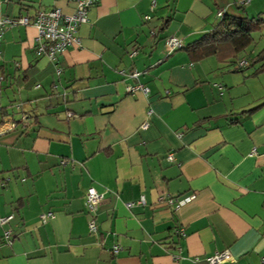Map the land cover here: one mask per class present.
<instances>
[{
	"label": "crops",
	"instance_id": "crops-1",
	"mask_svg": "<svg viewBox=\"0 0 264 264\" xmlns=\"http://www.w3.org/2000/svg\"><path fill=\"white\" fill-rule=\"evenodd\" d=\"M242 1L98 0L55 60L35 54L31 22L0 28V124L17 122L0 135V218L14 215L0 264H206L225 249L227 264H264V71L166 46ZM76 5L0 0V19Z\"/></svg>",
	"mask_w": 264,
	"mask_h": 264
},
{
	"label": "built area",
	"instance_id": "built-area-1",
	"mask_svg": "<svg viewBox=\"0 0 264 264\" xmlns=\"http://www.w3.org/2000/svg\"><path fill=\"white\" fill-rule=\"evenodd\" d=\"M1 1H12V0H1ZM77 5L73 13H65L59 7H52L49 10H39L32 17L28 16H17V17H3L0 19V28L4 26H14L18 24H31L36 28V46L35 54L37 56H46L50 60H55L58 55L63 53L68 47L78 45L80 42L78 30L82 23L87 21L88 11L93 7L98 0H76ZM249 0H243L242 2H248ZM222 11L218 12L221 15ZM167 50L169 52L181 47V42L178 38L171 36L166 40ZM239 65L242 67L245 65L244 61H241ZM60 69L57 68V73ZM131 77H137L139 73L133 71ZM128 92H135L136 90H141L147 92L148 88L142 86L141 84L129 85L127 87ZM21 121L26 123L28 121V115L23 114ZM148 123L142 124V128L147 127ZM17 126V122L14 120H6L0 124V135L8 130H12ZM172 156L169 155V159ZM102 194L97 192V190L90 186L85 192V206L87 211L91 214V218L88 221V227L91 232L97 229V220L94 217V213L99 202L102 199ZM188 197L179 198H159L162 202H165L168 207L177 208L181 203L186 201ZM141 202L144 201L143 196L140 197ZM131 204V203H128ZM13 214L0 218V225L7 224L12 218ZM53 216L52 212L42 213L40 215V220L46 222L49 218ZM177 233L183 234V230H178ZM13 233L10 229L4 230L3 235L0 240L4 243L11 244L13 240ZM119 246L116 245L113 251L117 253ZM206 264H227L234 260L231 253L225 249L222 251L214 252L207 255L204 258ZM194 261H198V257L194 258Z\"/></svg>",
	"mask_w": 264,
	"mask_h": 264
},
{
	"label": "trees",
	"instance_id": "trees-1",
	"mask_svg": "<svg viewBox=\"0 0 264 264\" xmlns=\"http://www.w3.org/2000/svg\"><path fill=\"white\" fill-rule=\"evenodd\" d=\"M243 4L242 2L240 7H243ZM221 11L218 21L211 30L202 33L185 46L181 43V47L177 49L183 48L200 58L214 55L234 65L235 70L244 71L252 68V74L264 71V47L256 53L247 51L248 46L254 41L251 32L264 25V11L254 16ZM241 61L245 62L242 67L239 65Z\"/></svg>",
	"mask_w": 264,
	"mask_h": 264
},
{
	"label": "rangeland",
	"instance_id": "rangeland-1",
	"mask_svg": "<svg viewBox=\"0 0 264 264\" xmlns=\"http://www.w3.org/2000/svg\"><path fill=\"white\" fill-rule=\"evenodd\" d=\"M262 2H264V0H262ZM244 4L245 5H243V7H240L238 9V13L245 14L248 16H254V15H257V14L264 11V3L262 4V7L259 8L260 10L249 7L250 6L249 2H245ZM263 16H264V14H263ZM251 34H252L254 41L248 46L247 51L251 52V53H256L262 47H264V25L260 29L252 31ZM230 66H232V64ZM251 70L253 71L252 68H248L242 72L243 73H249ZM252 78H254V77H252ZM255 78H257V77H255ZM250 80H256L255 84L256 85L258 84V81H257L258 79H249V81Z\"/></svg>",
	"mask_w": 264,
	"mask_h": 264
}]
</instances>
